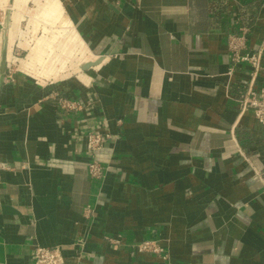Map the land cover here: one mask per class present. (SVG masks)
I'll list each match as a JSON object with an SVG mask.
<instances>
[{"label": "crops", "instance_id": "1", "mask_svg": "<svg viewBox=\"0 0 264 264\" xmlns=\"http://www.w3.org/2000/svg\"><path fill=\"white\" fill-rule=\"evenodd\" d=\"M44 18L57 30L8 77L0 17V264L38 246L65 264H264V128L228 49L242 28L259 48L264 0H48ZM91 129L111 135L93 154Z\"/></svg>", "mask_w": 264, "mask_h": 264}, {"label": "built area", "instance_id": "2", "mask_svg": "<svg viewBox=\"0 0 264 264\" xmlns=\"http://www.w3.org/2000/svg\"><path fill=\"white\" fill-rule=\"evenodd\" d=\"M250 29L242 28L239 32L232 34L228 39V49L230 56L229 75L233 74L241 67L249 70V85L239 101V108L242 113L252 112L260 124L264 128V83L259 84L261 75L264 73V39L255 51H247V39ZM17 58L7 59L5 67L8 70V77L12 76L16 67L20 52L16 54ZM60 106L65 110H76L78 104L67 99H61ZM87 139L88 152L93 154L97 150L103 148L111 138L110 134L103 133L98 129H91L85 133ZM107 168L97 161H93L89 165L90 175L95 179H102ZM111 241V240H110ZM118 245L120 241H114ZM140 252H160L161 249L151 241H144L137 247ZM33 264H65L63 249L60 247H41L38 246L32 253Z\"/></svg>", "mask_w": 264, "mask_h": 264}, {"label": "rangeland", "instance_id": "3", "mask_svg": "<svg viewBox=\"0 0 264 264\" xmlns=\"http://www.w3.org/2000/svg\"><path fill=\"white\" fill-rule=\"evenodd\" d=\"M47 4L48 0H0V17L10 32L11 42L18 46L21 57L28 53V41L35 38L38 42V39L49 37L53 30H57V26L49 24L44 18Z\"/></svg>", "mask_w": 264, "mask_h": 264}]
</instances>
